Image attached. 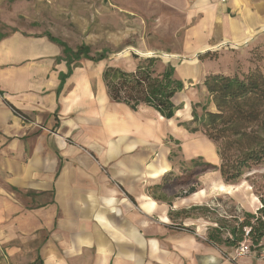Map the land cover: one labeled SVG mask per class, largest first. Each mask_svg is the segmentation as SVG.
<instances>
[{"label": "crops", "instance_id": "crops-1", "mask_svg": "<svg viewBox=\"0 0 264 264\" xmlns=\"http://www.w3.org/2000/svg\"><path fill=\"white\" fill-rule=\"evenodd\" d=\"M237 2L0 0V264H264V242L236 257V246L209 240V220L190 210L197 192L151 190L183 151L191 160L202 153L197 142L214 147L181 125L193 118L191 107L180 115L191 105L187 87L168 119L112 101L102 78L108 65L136 68L133 59H109L120 40L126 52L153 51L128 42L139 22L143 30L174 25L163 32L181 39L176 55L245 42L259 17L242 5L244 20L234 21ZM118 10L129 17L125 32ZM83 45L95 58L81 54ZM176 69L200 83L209 67L198 60Z\"/></svg>", "mask_w": 264, "mask_h": 264}, {"label": "trees", "instance_id": "trees-1", "mask_svg": "<svg viewBox=\"0 0 264 264\" xmlns=\"http://www.w3.org/2000/svg\"><path fill=\"white\" fill-rule=\"evenodd\" d=\"M3 36L4 34H0V39ZM255 47L260 51L253 53V49L251 50L250 60L254 61V65L248 71L233 75L206 73L203 85L208 98L202 106L203 112L199 114L195 106L193 118L181 122L190 132L203 133L214 144L220 158L219 165L205 161L202 157L192 158L189 162L193 175L218 167L224 181L233 183L246 170L264 163V64L259 65L260 58L264 60V55L262 46ZM82 53L88 58H95L89 55V47L86 45L81 46ZM104 57L101 55L98 59ZM159 60L156 56L139 58L134 70L108 65L102 78L111 100L125 103L134 110L141 105L151 106L166 118H173L182 108L173 101V97L185 88V82L176 77L175 67L171 64L158 70ZM209 104H214L216 110L208 109ZM166 181L165 178V182L152 186L151 190L155 192L164 188ZM188 192H195V188L191 187ZM257 194L262 204L257 211L245 212L243 219L229 228L230 237L226 239L220 235L225 225L214 229L209 236L213 244L226 243L238 247L246 238H250L251 246L257 248L263 245V185L258 186Z\"/></svg>", "mask_w": 264, "mask_h": 264}, {"label": "rangeland", "instance_id": "rangeland-1", "mask_svg": "<svg viewBox=\"0 0 264 264\" xmlns=\"http://www.w3.org/2000/svg\"><path fill=\"white\" fill-rule=\"evenodd\" d=\"M238 1V2H237ZM244 1V0H243ZM238 9L230 12L234 21L240 23L242 17V11H246V15L249 18H254L253 15L259 17L257 19V28H255L249 35V38L244 42H236L235 44L218 45L213 46L211 50L205 53H196L195 55H182L172 54V50H178L181 39H170L169 33L163 31H169L174 25L171 23L158 24L149 23L143 30L144 24L142 22L137 23V32L135 33L136 39L134 41H128L129 43L139 44L141 41L144 47L154 48L151 52H140V50L130 49L128 52L124 48H127L126 41L120 40L119 47L115 53L109 58L115 63L122 64L123 61L128 58L133 59L137 64L139 58H146L153 56V54L160 60L157 64L158 70L168 65H181L190 61H201L203 65L209 67L208 72H221L229 75L236 73H243L248 71L254 65V61L250 60L251 50L253 53H259L260 49L255 46H262V53L264 55V0H236ZM242 5H246V8L241 9ZM128 14L118 10V32L126 31V23L128 22ZM184 23H178L175 27H183ZM157 28H161L156 32ZM143 37V38H142ZM262 43V44H261ZM260 44V45H259ZM129 48V47H128ZM158 48L159 50H155ZM164 52V53H163ZM168 52V53H166ZM176 56V57H175ZM175 57V58H174ZM264 60L260 58L259 65H263ZM120 67V66H117ZM127 67V66H125ZM122 68V67H121ZM123 69V68H122ZM128 70V69H124ZM175 75L181 79V76L176 69ZM186 90H189L192 94L191 105H187L180 115H185L191 107L192 109L197 107V112L201 114L203 112L202 106L207 102L208 93L203 88V81H185ZM198 103L200 106H198ZM208 109L215 111L214 104H209ZM201 133V132H199ZM204 135L203 133H201ZM200 134V135H201ZM199 137H203L202 135ZM186 148V147H185ZM211 149V151H210ZM196 150L202 151L196 157H202L203 160L211 162L214 165L220 164L217 161L216 147L213 149L202 140V142L196 143ZM187 150L182 152V158H180L175 172L168 174L166 177L165 189L166 193H180L184 194L190 191L191 187L195 188L197 194L196 201L197 207L190 209L192 214L198 217L199 220H209L208 225L210 228L218 229L220 226L225 225L220 234L223 238L230 237L229 228L233 227L237 222L243 219L245 212L255 213L257 209L262 205L260 197L257 194L258 186H264V163L258 165L250 170H246L243 176L236 182L226 183L221 176L220 170L217 167H212L203 172H197L192 174V166ZM174 152H172V156ZM253 182L255 185L253 186ZM162 193V191H160ZM208 227V228H209ZM211 230V229H209ZM246 242L252 245L250 238L245 239Z\"/></svg>", "mask_w": 264, "mask_h": 264}, {"label": "built area", "instance_id": "built-area-1", "mask_svg": "<svg viewBox=\"0 0 264 264\" xmlns=\"http://www.w3.org/2000/svg\"><path fill=\"white\" fill-rule=\"evenodd\" d=\"M228 44H230V43H226V44H224V45H228ZM14 111H15L18 115H20L24 120H27V117H26L24 114H22L21 112L15 110V109H14ZM250 251H251V245L248 244V243L246 242V240H244V241L241 242L240 245L237 247V249H236V253H235V254H236V257H238V256H241V255H245V254H247V253L250 252Z\"/></svg>", "mask_w": 264, "mask_h": 264}]
</instances>
